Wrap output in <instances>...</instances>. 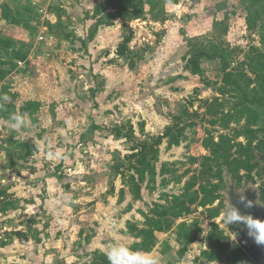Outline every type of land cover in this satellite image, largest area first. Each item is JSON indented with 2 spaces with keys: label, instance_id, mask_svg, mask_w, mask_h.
<instances>
[{
  "label": "rangeland",
  "instance_id": "374dc122",
  "mask_svg": "<svg viewBox=\"0 0 264 264\" xmlns=\"http://www.w3.org/2000/svg\"><path fill=\"white\" fill-rule=\"evenodd\" d=\"M116 1L129 18L112 0H0V264H96L157 222H173L145 253L159 264H255L222 219L226 179L261 183L264 0Z\"/></svg>",
  "mask_w": 264,
  "mask_h": 264
},
{
  "label": "trees",
  "instance_id": "16d2710c",
  "mask_svg": "<svg viewBox=\"0 0 264 264\" xmlns=\"http://www.w3.org/2000/svg\"><path fill=\"white\" fill-rule=\"evenodd\" d=\"M109 1V0H106ZM110 3V2H109ZM108 4V3H107ZM111 8H114L115 11L109 12V15L116 16V15H121V16H126L129 18V9L130 6L127 3V1H116L112 0L110 4ZM129 41V37H125L123 39V42L118 46V53L120 55H123L126 49V44ZM203 53L198 54L195 56V60L199 59ZM196 68H199L198 63L196 62ZM257 111L259 112V115L262 113L264 114V109L260 105H257L255 107ZM116 135L119 137L121 136L120 129L117 128L115 131ZM146 143H143V146H145ZM141 155L136 159L137 163L135 164L136 166H132L135 169V172L130 173L128 172V177L126 178V182L130 185L132 190L135 193V197L139 198L140 194V185L141 181L145 179V176L149 174L150 171V166H149V161L147 162L146 159V154H145V148L144 150L141 148L140 151ZM135 152H132L130 154V157H134ZM149 170V171H148ZM185 212H188V209L185 208ZM180 214H174V216H179ZM173 222H170L166 225H162L161 223L157 222L155 225H148L150 227H145V228H138L135 226H130L129 230L131 231L130 233H134L133 236L135 238H138L139 241L134 243V250H140L144 253H148L152 250V248L155 246L157 237L155 232L157 231H164L165 229H168L171 227ZM222 236V232L215 233L212 239H210L208 243V247L210 249H213L214 257L216 258L218 255L221 253H224V248H221L222 242L220 240ZM191 241V240H189ZM235 249H238V251L242 254H244L238 246H235ZM94 255L96 258H98V262L96 264H109V259H108V254L101 252V251H95Z\"/></svg>",
  "mask_w": 264,
  "mask_h": 264
},
{
  "label": "clouds",
  "instance_id": "9594fccd",
  "mask_svg": "<svg viewBox=\"0 0 264 264\" xmlns=\"http://www.w3.org/2000/svg\"><path fill=\"white\" fill-rule=\"evenodd\" d=\"M7 101L10 98L7 95L2 97ZM12 129H20L26 126L25 117L23 114H12ZM239 203L245 208H251L252 203L246 201L243 196H240ZM222 223L225 229L229 230V225H243L248 229V234L254 238L257 244H264V219L256 218L251 214L244 213L236 205L230 204L223 212ZM109 264H159V257L145 254L140 250H132L130 247L121 244H114L108 251Z\"/></svg>",
  "mask_w": 264,
  "mask_h": 264
},
{
  "label": "water",
  "instance_id": "95a60500",
  "mask_svg": "<svg viewBox=\"0 0 264 264\" xmlns=\"http://www.w3.org/2000/svg\"><path fill=\"white\" fill-rule=\"evenodd\" d=\"M255 193L250 198H245L246 201L252 203L251 208H245L239 203L238 193H234L233 186L230 185V198L228 204L236 205L242 212L251 214L252 216L264 219V205H260L255 201ZM235 240L238 246L254 261L255 264H264V244H257L253 237L248 234V229L243 226L242 229L235 235Z\"/></svg>",
  "mask_w": 264,
  "mask_h": 264
},
{
  "label": "flooded vegetation",
  "instance_id": "af4514ba",
  "mask_svg": "<svg viewBox=\"0 0 264 264\" xmlns=\"http://www.w3.org/2000/svg\"><path fill=\"white\" fill-rule=\"evenodd\" d=\"M260 143L254 152L253 164L256 167V175L260 176L261 183L248 184L247 186H238L237 180H225V189L223 194L227 208L229 207L228 200L230 198V185L233 186L234 193H238L239 197L250 198L255 193V201L260 205H264V133L260 135ZM243 227V226H242ZM241 227V229H242Z\"/></svg>",
  "mask_w": 264,
  "mask_h": 264
},
{
  "label": "crops",
  "instance_id": "0c3cea01",
  "mask_svg": "<svg viewBox=\"0 0 264 264\" xmlns=\"http://www.w3.org/2000/svg\"><path fill=\"white\" fill-rule=\"evenodd\" d=\"M31 256V255H30ZM34 256V261H35V263L34 264H37V260H38V258H36L35 257V255H33ZM39 261V260H38ZM40 262V261H39Z\"/></svg>",
  "mask_w": 264,
  "mask_h": 264
}]
</instances>
